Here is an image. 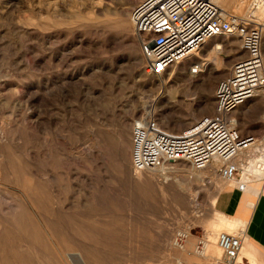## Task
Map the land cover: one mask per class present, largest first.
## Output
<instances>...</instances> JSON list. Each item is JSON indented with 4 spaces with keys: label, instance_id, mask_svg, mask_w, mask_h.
Returning <instances> with one entry per match:
<instances>
[{
    "label": "rangeland",
    "instance_id": "rangeland-1",
    "mask_svg": "<svg viewBox=\"0 0 264 264\" xmlns=\"http://www.w3.org/2000/svg\"><path fill=\"white\" fill-rule=\"evenodd\" d=\"M137 1L0 0V264H212L220 255L229 218L215 202L221 181H237L184 162L133 173L130 130L148 112L169 129L211 113L239 41L217 37L220 50L209 41L165 75H146L129 21ZM234 1L228 10L252 7L264 25L258 0ZM197 58L205 67L191 75ZM254 100L243 122L263 141L264 97Z\"/></svg>",
    "mask_w": 264,
    "mask_h": 264
},
{
    "label": "built area",
    "instance_id": "built-area-1",
    "mask_svg": "<svg viewBox=\"0 0 264 264\" xmlns=\"http://www.w3.org/2000/svg\"><path fill=\"white\" fill-rule=\"evenodd\" d=\"M129 21L146 75H165L214 37L239 41L228 74L221 76L214 87L211 113L201 114L180 129L163 127L153 114L132 121V172L184 162L195 171L212 165L224 180L240 179V152L260 143L257 135L241 133L233 112L264 86L263 25L251 12L237 15L213 0H138ZM187 69L191 75L202 72L201 58L190 62ZM244 186L240 184V190ZM242 238V232L218 233L220 255L212 264H239ZM201 244L199 241L196 249Z\"/></svg>",
    "mask_w": 264,
    "mask_h": 264
},
{
    "label": "crops",
    "instance_id": "crops-1",
    "mask_svg": "<svg viewBox=\"0 0 264 264\" xmlns=\"http://www.w3.org/2000/svg\"><path fill=\"white\" fill-rule=\"evenodd\" d=\"M216 2L222 8L223 5H225L227 9H232V5L234 4L235 1L233 0L230 6H227L228 0H216ZM263 57H264V51H263ZM261 95L262 97H264V90L258 94V96ZM256 102L257 100L251 98L245 104L241 105L240 109L238 110L235 109L233 112L234 116L237 118L238 127L241 133L243 134L252 133L254 135H258L256 132L262 131V129L260 128H253L250 127L248 124L244 125L243 122V120L246 119L243 117L242 113H244V111L247 109L246 108L247 106L253 105ZM261 140L262 139H259V143L264 141ZM262 145L263 143L248 149L250 151V156L248 155V157H246L247 154L241 155L245 159V163L244 164L242 163V172H245V170H247L249 166L252 165L253 160L258 159V157L260 156L259 149L263 147ZM263 164L264 163L257 164V167L262 171L263 175L260 176L258 174H252L255 173L253 171V168L250 170L253 172L249 171L248 176L246 177L249 178L250 176H252V179L247 183H243L245 184L244 190L239 189V184L242 183L241 181H239L240 183L237 182L231 185L228 184L229 187H227V182L221 181L220 186L226 190L222 191L223 188H221V192L219 195H217L215 202L216 209H218L219 212H221L222 214L227 215V217L229 218L228 225H225L224 229L229 227L232 232L235 231V229H239L240 231L243 232L242 249L240 254L243 253L246 257V260L252 261L253 264H264V165ZM256 201L257 203L255 204ZM240 206L242 207L240 208ZM250 209H253V212L249 218L248 212Z\"/></svg>",
    "mask_w": 264,
    "mask_h": 264
},
{
    "label": "bare ground",
    "instance_id": "bare-ground-1",
    "mask_svg": "<svg viewBox=\"0 0 264 264\" xmlns=\"http://www.w3.org/2000/svg\"><path fill=\"white\" fill-rule=\"evenodd\" d=\"M214 2H216V0H213ZM217 3V2H216ZM218 4V3H217ZM219 5V4H218ZM220 6V5H219ZM255 6V8L259 11L260 9H261V7L262 6H264V1H260V0H258V3H257V5H254ZM221 7V6H220ZM222 8V7H221ZM252 11V14H253V8L251 7V9H250V12ZM254 15V14H253ZM254 17H255V15H254ZM256 18V20L258 19L257 17H255ZM258 21V20H257ZM260 23V22H259ZM263 27H264V25H263ZM217 37H220V36H217ZM217 37H214V38H212V39H210V40H208L207 41V43L210 41V42H213V44H214V47H213V50L214 51H217V50H220L221 49V45H220V42L218 41H216V38ZM221 37H223V36H221ZM263 45V44H262ZM262 49H263V47H262ZM198 53V52H197ZM197 53H195V54H193V55H196ZM192 55V56H193ZM191 56V57H192ZM190 57V58H191ZM190 58H188L187 60H189ZM264 58V57H263ZM203 67H205L204 65H203ZM204 69V68H203ZM202 69V70H203ZM264 90V86L263 87H261L260 88V90L258 91V93L253 97V98H255V97H257L258 96V94L260 93V92H262ZM239 108V107H238ZM237 110V109H236ZM145 114H152L151 112H148V113H145ZM142 116V115H141ZM261 143H263V142H260V144ZM253 151V150H252ZM247 154V156L250 154L249 153V150H245V151H241L240 152V154H239V157L241 156V155H246ZM259 157H258V159H256V160H253V162H252V165L251 166H249V168L247 169V170H245V172H242L241 171V178L240 179H234L235 181H237L238 183H240L239 181H241V182H243V183H247L248 181H250L251 179H249V178H247L246 176H248V173H249V171L253 168V171L255 172V173H252V174H258V175H263V173H262V171L261 170H259V168L257 167V164H259V163H264V147H262V148H260L259 149ZM246 156V157H247ZM239 160V159H238ZM240 161V160H239ZM238 161V162H239ZM248 161V160H247ZM212 165H208L206 168H205V170L206 169H208V168H210ZM164 169H165V167L164 166H162V167H160V168H157V170L156 171H158V172H161V171H164ZM168 170V169H167ZM213 170H214V167H213ZM252 171V172H253ZM214 174V173H213ZM251 174V173H250ZM242 175H243V177H242ZM198 177V176H197ZM200 177V176H199ZM233 180V181H234ZM228 183H231V181H229V182H227V184ZM243 183H241V184H243ZM245 185V184H244ZM239 186H240V184H239ZM249 186V185H248ZM240 189V188H239ZM244 189H245V186H244ZM243 189V190H244ZM247 190V189H246ZM241 222V221H240ZM238 227V226H237ZM226 231H227V233H229L230 234V231H231V229L229 228V227H227L226 229H225ZM239 230V229H238ZM225 231V232H226ZM224 232V233H225ZM184 235H185V233H179V236H181V237H184ZM211 239V238H210ZM207 242H208V240H207ZM211 242V241H210ZM242 243V242H241ZM208 244V243H207ZM204 248V247H203ZM241 249H242V246H241ZM203 250V249H202ZM240 252H241V250H240ZM240 252H239V255H238V263L239 264H246V257H245V255L242 253V254H240ZM200 254H202L203 253V251H200L199 252ZM178 264H182V263H178Z\"/></svg>",
    "mask_w": 264,
    "mask_h": 264
}]
</instances>
